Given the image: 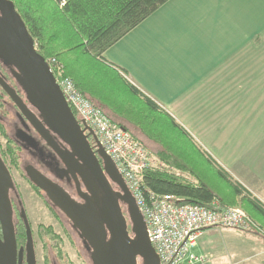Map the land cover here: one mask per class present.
Instances as JSON below:
<instances>
[{
    "label": "crops",
    "instance_id": "obj_1",
    "mask_svg": "<svg viewBox=\"0 0 264 264\" xmlns=\"http://www.w3.org/2000/svg\"><path fill=\"white\" fill-rule=\"evenodd\" d=\"M103 57L155 101L157 108L140 100L147 113L177 122L188 135L176 134L194 154L211 158L264 204V0H168ZM126 125L158 159L165 155L143 130ZM181 151L169 150L175 157ZM209 229L191 248L206 264H264L263 234L237 233L242 242L217 257Z\"/></svg>",
    "mask_w": 264,
    "mask_h": 264
},
{
    "label": "trees",
    "instance_id": "obj_2",
    "mask_svg": "<svg viewBox=\"0 0 264 264\" xmlns=\"http://www.w3.org/2000/svg\"><path fill=\"white\" fill-rule=\"evenodd\" d=\"M12 1L33 36L37 50L49 63L61 65L87 97L111 111L109 115L105 113L113 121L124 128H128L129 123L143 130L164 147L165 155L159 157L164 168L146 173L148 188L160 194L183 196L184 203L204 206H211L215 200L224 206L242 205L247 201L253 210L264 216V204L259 199L223 167L213 166L211 158L200 157L231 189L230 197L219 195L209 185L211 177L196 164L199 156L188 145L190 142L176 134L181 131L187 136V132L175 121H156L147 113L140 100L157 108L155 101L113 70L103 57L105 50L168 0H67L64 6L60 5V0ZM119 118L122 121H118ZM176 147L183 150L177 157L169 152ZM46 234L56 238L51 227H47Z\"/></svg>",
    "mask_w": 264,
    "mask_h": 264
},
{
    "label": "water",
    "instance_id": "obj_3",
    "mask_svg": "<svg viewBox=\"0 0 264 264\" xmlns=\"http://www.w3.org/2000/svg\"><path fill=\"white\" fill-rule=\"evenodd\" d=\"M0 60L11 69L28 100L41 111L44 118L70 145L77 158L89 167L99 180L104 198H99L98 186L89 178L87 171L75 166V155L66 154L56 148L76 178L78 191L88 206L85 208L40 172L31 171L29 174L30 180L67 215L74 228L93 248L94 264H138L139 258L143 264H160V259L149 240L144 216L115 162L102 147L95 131L84 119L77 117L66 101L49 62L37 50L35 40L12 0H0ZM0 85L26 113L23 100L1 75ZM26 114L38 125L35 117ZM89 136L95 141L96 152L88 141ZM99 158L103 162V168ZM77 173L84 177L87 193L81 191ZM109 179L119 187V193L113 191ZM12 183L11 174L0 156V221L4 236V239L0 238V264H16L15 228L8 190ZM119 201L127 207L132 235ZM95 204L99 205L100 209ZM25 221L28 261L29 264H37L32 229L27 218Z\"/></svg>",
    "mask_w": 264,
    "mask_h": 264
},
{
    "label": "flooded vegetation",
    "instance_id": "obj_4",
    "mask_svg": "<svg viewBox=\"0 0 264 264\" xmlns=\"http://www.w3.org/2000/svg\"><path fill=\"white\" fill-rule=\"evenodd\" d=\"M0 75L11 85L23 100L26 113L32 115L39 122L38 125L32 121L22 110L19 104L9 95V93L0 85V156L4 160L13 180L9 186V198L12 206V222L15 228L16 239V264H29L27 256L28 236L26 231V218L32 229V238L35 249L37 264H71L70 260L65 259L61 247L56 243L52 244L46 234L47 227L42 226L41 230L34 231L27 206L22 192V183L29 185L31 191L43 200V203L49 208L53 216L62 225L65 235L69 236L75 242L76 251L81 256L79 247L88 255L86 259L88 264H94V250L82 238L79 231L74 228L71 220L57 206H55L47 197L46 193L38 188L29 177L31 171H38L63 189L74 201L88 208L86 201L78 191L76 178L69 171L60 153L72 154L70 145L64 138L53 128V126L44 118L41 111L33 105L25 95L23 89L17 83L11 69L0 60ZM77 117H79L77 115ZM80 119V117H79ZM81 126L83 124L79 121ZM42 127H41V125ZM88 141L96 152L97 147L92 136ZM58 150H57V149ZM73 155H75L73 153ZM75 166L87 171L89 178L98 186L97 191L99 198H104L105 194L100 186L96 174L87 167L80 159L77 158ZM101 167L103 162L99 158ZM76 177L80 183L81 191L87 193L86 181L84 177L77 173ZM109 183L115 193H119V187L109 179ZM120 207L127 218L128 229L132 235V224L129 219L127 207L119 201ZM95 206L100 209L99 205ZM71 227V230L66 227ZM41 227V226H40ZM40 229V228H39ZM72 231V235L71 232ZM53 236H56L53 233ZM75 239H74V238ZM0 238L4 239L2 224L0 221ZM57 241L61 237L56 236ZM39 246L41 250V260L39 259ZM142 261L140 258L138 264ZM84 263V262H83Z\"/></svg>",
    "mask_w": 264,
    "mask_h": 264
},
{
    "label": "built area",
    "instance_id": "obj_5",
    "mask_svg": "<svg viewBox=\"0 0 264 264\" xmlns=\"http://www.w3.org/2000/svg\"><path fill=\"white\" fill-rule=\"evenodd\" d=\"M67 0H60L64 6ZM56 62V59H52ZM66 101L72 110L95 131L107 154L115 162L147 224L148 237L160 264H205L206 256L191 248L202 233L212 227L253 230L264 234L259 224L242 208L212 202L211 206L184 203L185 198L160 194L145 183L148 171L164 164L129 130L113 121L83 94L63 67L49 63Z\"/></svg>",
    "mask_w": 264,
    "mask_h": 264
},
{
    "label": "rangeland",
    "instance_id": "obj_6",
    "mask_svg": "<svg viewBox=\"0 0 264 264\" xmlns=\"http://www.w3.org/2000/svg\"><path fill=\"white\" fill-rule=\"evenodd\" d=\"M252 108L253 107L248 108V109L250 110ZM253 111L254 110L247 112L246 121H253V119H249V115L253 116ZM195 162L198 166L202 168L203 173H207L211 177L209 179V185L212 186L219 195H221L223 198L229 195H232L231 189L229 188V186H227L226 182L223 181L219 176L214 174V172L208 169V166H207L208 164L205 159L203 160L202 158L198 157L196 158ZM21 183H22L21 185L23 188L22 192L24 194V198H25V202L27 206V211L30 216L34 231L41 230L42 226L51 227L53 229V233H55L56 236L61 237V240L63 239V241H57L56 238H53L52 236H48V239L51 241L52 244L56 243L60 247L62 246L61 250L64 253L65 259L70 260L71 264H88L86 260L88 258V255L82 250V248L79 247L81 256L78 255L76 251L77 248L74 244L77 241V239L73 237L75 239V241L73 240L74 242L73 244L72 239L69 236L65 235L63 231V228L65 226L62 227L60 222L56 220V218L53 216L49 208L43 203V200L37 197L33 193V191H31L28 184H26L23 181H21ZM241 204L242 205H235L233 207L242 208L264 229L263 215L253 210L247 201H243V203ZM66 229L71 230V227L68 226L66 227ZM208 231L209 232L206 234V237H207L206 240L208 243L210 242L212 243L210 247L211 248L214 247L215 256L220 257L222 256V254H225L226 247L230 248L231 243L234 244L236 241L242 242V238H239V235L237 233L239 234L243 232L246 233L247 230H241V229L230 228V227H212ZM248 231H253V230H248ZM70 232L72 235V231ZM41 250L42 248L39 246V259L40 260H41ZM223 262L224 264L228 263V261H226L225 258ZM139 264H143V262L140 261ZM252 264H257V263L252 262Z\"/></svg>",
    "mask_w": 264,
    "mask_h": 264
},
{
    "label": "bare ground",
    "instance_id": "obj_7",
    "mask_svg": "<svg viewBox=\"0 0 264 264\" xmlns=\"http://www.w3.org/2000/svg\"><path fill=\"white\" fill-rule=\"evenodd\" d=\"M76 84V83H75ZM80 90V89H79ZM81 91V90H80ZM82 92V91H81ZM83 93V92H82ZM84 94V93H83ZM89 98V97H88ZM93 101V100H92ZM94 102V101H93ZM95 103V102H94ZM96 104V103H95ZM97 105V104H96ZM102 111H104L99 105H97ZM105 112V111H104ZM98 136V135H97Z\"/></svg>",
    "mask_w": 264,
    "mask_h": 264
}]
</instances>
